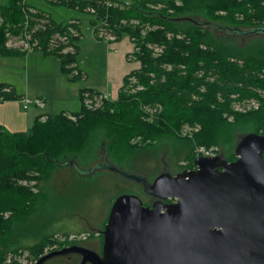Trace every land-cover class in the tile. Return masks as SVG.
<instances>
[{"label": "trees", "instance_id": "1", "mask_svg": "<svg viewBox=\"0 0 264 264\" xmlns=\"http://www.w3.org/2000/svg\"><path fill=\"white\" fill-rule=\"evenodd\" d=\"M45 2L82 14L96 41L127 36L133 46L127 61L139 67L123 77L114 99L82 88L76 112L47 114L43 120L38 114L25 131L0 125V264H21L14 256L23 251L32 264L45 248L67 244L52 235L25 246L15 239L41 202L37 184L71 155L90 161L103 151L121 162L166 140L178 154L171 150L173 163L179 166L183 160L190 167L194 144H214L225 159H233L239 135H264V0ZM66 22L24 0H2L0 57L39 51L57 58L64 73L80 77L73 74L79 26L72 24L73 35ZM217 27L230 36L215 35ZM245 28L257 36L240 45L235 36ZM6 34L26 39L29 50L6 48ZM18 97L10 85L0 83V101ZM249 100L257 102L256 109L234 110V104ZM183 125L197 130L182 138L177 130Z\"/></svg>", "mask_w": 264, "mask_h": 264}, {"label": "water", "instance_id": "2", "mask_svg": "<svg viewBox=\"0 0 264 264\" xmlns=\"http://www.w3.org/2000/svg\"><path fill=\"white\" fill-rule=\"evenodd\" d=\"M234 153L230 162L198 157L191 169L144 180L156 198L150 206L136 195H118L100 255L69 245L32 264L77 251L88 254L79 264H264V135L242 134Z\"/></svg>", "mask_w": 264, "mask_h": 264}, {"label": "rangeland", "instance_id": "3", "mask_svg": "<svg viewBox=\"0 0 264 264\" xmlns=\"http://www.w3.org/2000/svg\"><path fill=\"white\" fill-rule=\"evenodd\" d=\"M24 2L28 6L48 11L54 20L64 19L67 16L63 7L48 5L45 0H24ZM77 25L80 29V50L75 57L74 64L76 68L74 67L73 74L76 76L75 72L81 73L80 77L77 76L78 78H72L68 74L63 73L62 76L65 81H62L59 78L60 74H55L54 70H52L53 66L49 65L51 62L43 58L39 51L30 50L25 53H31L28 63L32 65H27L29 72L27 75L22 73L24 54L0 60L6 63V65H0V78L13 80L16 90L21 88L23 90V87L28 85L29 94H34L33 91L42 92V96L46 99L44 110L37 109L34 105H29L28 111H33L34 113L37 111L39 113L46 112L51 115L61 111L76 112L80 107L79 91L77 92L76 90L78 86L94 88L97 92L100 91L98 92L99 97L113 98L112 93L110 94L109 91V88L112 90V84L108 86V89L106 88L107 62L103 45L94 41L88 25L80 24V21ZM247 29L245 28L241 32V36H235L238 39V44L246 43L252 37H255L254 35L257 36V32L252 33ZM213 32L217 36L224 35L226 38L230 36L229 32L223 28L217 27ZM103 43L106 46L107 43L111 42ZM125 60H128L127 56H125ZM36 71L44 73V75L50 74V76L48 75L49 79L43 78L35 83L33 81L34 75L32 74ZM68 78L70 83L67 84L66 79ZM28 99H32V97H28ZM33 103L40 105L39 102ZM231 120V118L227 117V121L231 122ZM29 124L26 126H30ZM26 126L24 125V127H20L13 132L25 131L28 128ZM179 130H177V134L182 137L184 132L179 133ZM172 145L171 142L163 140L148 147L145 153L140 155V152H137L134 156H127L128 158L125 161L121 160V162H116L103 151L93 161H88L87 158L81 155H77V157L71 155L65 158V160L79 165L77 168L80 167L84 171H78L71 164L58 166L53 169L49 176L37 184L38 188L41 189V202L36 206L35 211H32L30 218L23 223L26 230L22 236H18L15 239V243L21 246L32 245L41 237L52 235L53 238L59 241H66L65 243L75 241L76 245H81L91 250L94 248V250H98V237L95 236V233L105 223L109 207L114 198L122 194H134L141 198L142 185L138 182V177L141 176L144 179L153 178L154 175L160 172L163 163L167 165L170 172L179 168L180 165L173 163L171 150L176 155L178 154L176 150L171 148ZM182 161L180 160L179 163ZM127 174L136 175V177H129ZM86 234H89L86 239L81 240V237ZM53 246L55 245L51 247ZM45 251L48 250L45 249ZM8 257L12 258L13 256L8 253ZM14 258H17L21 264L29 263L27 252L25 251L18 257L14 256ZM79 263L80 260L77 255L68 254L66 257L63 255L52 256L41 264Z\"/></svg>", "mask_w": 264, "mask_h": 264}, {"label": "crops", "instance_id": "4", "mask_svg": "<svg viewBox=\"0 0 264 264\" xmlns=\"http://www.w3.org/2000/svg\"><path fill=\"white\" fill-rule=\"evenodd\" d=\"M63 7V9L66 10V18H61L60 20H55L57 22L59 21H66L69 18H77L80 21V24L82 23L83 25H88V23L86 22L84 16L78 12H76L75 10H72L66 6H61ZM80 32V29H79ZM92 34V33H91ZM93 38V37H92ZM80 39V38H79ZM94 41L97 44H102L103 48H104V52H105V59L107 62V75H106V88L108 89V86H110V84H112V90H110V94L113 96L112 99H114L117 95V91L119 89V87L122 84V79L123 77L130 72L131 70L138 68L139 65L137 62H129L125 60V56L127 53L132 51V44L129 42L128 38L126 36H122L118 41L115 42H111V43H107V45L105 46V43L96 41L94 39ZM77 47H78V51L76 56L79 53L80 50V46H79V40L77 42ZM41 53V52H39ZM31 53H27L24 54V63L22 66V73H26V75L29 73L28 72V66L27 65H32L31 63L29 64V56ZM42 54V53H41ZM12 56H16V55H12ZM43 58L49 60L51 63H49V65H52V70H54L55 74H60V79L62 81H65L64 77L62 76V74L64 73L59 65V61L57 58H55L54 56H49V55H44L42 54ZM75 56V57H76ZM7 57H11V56H5V57H0V60L3 58H7ZM44 60V59H43ZM0 65H6V63H3V61H0ZM9 65H13V64H9ZM35 67V66H34ZM58 71H57V70ZM32 75H34V79L33 81L36 83L37 81L41 80V79H49L50 74L48 75H44V73H38L37 71L35 73H33ZM1 77V76H0ZM69 78L66 79V83H70L69 82ZM54 81V80H53ZM0 83H6L8 85H10L16 94L19 95L18 99H11V100H4V101H0V125L3 126L4 128H6L9 131H16L18 130L20 127H24V125H28V123H32L34 117L38 114H41L42 116L40 117V119H44L45 116L47 115L46 112H42L39 113L37 112H33V111H28V107L29 105H34L35 108L37 109H41L44 110L46 107V99L42 96V92H34V94H29V89H28V85L23 87L20 90H16V88H14L15 83L13 82V80H4L3 78H0ZM82 88L80 86L77 87V92L79 91V89ZM94 89V88H92ZM95 90V89H94ZM18 91V92H17ZM100 92V91H98ZM74 95L75 92H73ZM107 93V92H106ZM28 97H32V99H28ZM23 100H28L30 101L29 104L23 106ZM33 102H39L40 105L35 104ZM68 113V111L66 112ZM30 121V122H29ZM29 124V125H30ZM29 127V126H26ZM15 129V130H13Z\"/></svg>", "mask_w": 264, "mask_h": 264}, {"label": "built area", "instance_id": "5", "mask_svg": "<svg viewBox=\"0 0 264 264\" xmlns=\"http://www.w3.org/2000/svg\"><path fill=\"white\" fill-rule=\"evenodd\" d=\"M105 1L108 2V0H105ZM77 23L78 22L75 19H68L66 22V25L69 26L67 29L73 35H75V30H73L74 28L72 27V24L76 25ZM91 33H92V30H91ZM64 39H65V36H62L61 40H64ZM4 46L8 49L29 50V45H28L26 39H23L19 36L10 35V34H6V40L4 41ZM98 98H100V97H98ZM29 103H30V101L23 100V106H25ZM233 108L237 112H245V111L250 110V109H256L257 108V102H255L254 100L243 101L239 104L238 103L234 104ZM229 118H231V117H229ZM196 130H197V127H194V126L190 127L188 125H183L180 128L179 133L184 132L182 134L183 135L182 137L190 138L192 135L191 132H194ZM218 149H219L218 146H216L214 144L208 145V146L201 145V144H194V146L192 148V157H193V159H197L198 157H213V156L218 155ZM182 164H184V162H182Z\"/></svg>", "mask_w": 264, "mask_h": 264}, {"label": "flooded vegetation", "instance_id": "6", "mask_svg": "<svg viewBox=\"0 0 264 264\" xmlns=\"http://www.w3.org/2000/svg\"><path fill=\"white\" fill-rule=\"evenodd\" d=\"M239 36H241V35H239ZM218 155L221 157V158H223L224 160H226L227 162H230V161H233L235 158H236V156H234V158L233 159H225L223 156H222V154H221V151H220V149H218ZM161 158V157H160ZM94 160V159H93ZM93 160H90V161H93ZM179 163V162H178ZM73 165V166H75L76 168H77V166H79V165H76L75 163L73 164V162H71V161H68V160H63V161H61V162H58L57 163V166H59V167H61V166H64V165ZM179 165H180V167L179 168H177V170H175V171H173V172H170V170H168V167H167V165L165 164V163H163V166L161 167L162 169L160 170V172L159 173H161V172H166V173H168V174H175V173H177V172H180L181 170H183V169H191V168H193L192 167V165L190 166V167H188V166H186L187 164L184 162V164H182V162H180L179 163ZM112 166V165H111ZM112 167H114V166H112ZM81 169V170H80ZM120 169V168H119ZM77 170L78 171H84V169H82V168H77ZM158 173V174H159ZM133 176H135L136 177V175H133ZM156 175H154V177H155ZM134 177V178H135ZM138 177V176H137ZM153 177V178H154ZM153 178H151V179H144L143 177H138V182L139 183H141V185H142V190H141V192H142V197L141 198H139L140 200H141V202H142V204L143 205H147V206H150L155 200H156V198L155 197H153L152 195H150V194H148L146 191H145V189H144V185L146 184V183H144L145 181L146 182H150ZM145 180V181H144ZM134 195V194H133ZM115 199V198H114ZM171 200H169V199H165V200H163V202L164 203H167V202H170ZM111 206V205H110ZM110 208V207H109ZM109 211V210H108ZM106 222V221H105ZM105 224V223H104ZM104 224H103V226H104ZM103 226H102V228L100 229V230H98V232L97 233H95V236L96 237H98V241H97V244L99 245L98 246V250H94L93 248V252H95L97 255H100V252H101V243H102V230H103ZM89 235V234H88ZM87 234L86 235H83L82 237H81V240L82 239H86V237L88 236ZM69 245H75V246H80V247H82V248H86V247H84V246H81V245H76V242L75 241H71V243H69V242H67V244L65 245V246H63V247H66V246H69ZM53 249L52 250H50V251H53V250H57V249H60V248H56L55 246H53L52 247ZM62 248V247H61ZM45 249H49V248H45ZM86 249H88V248H86ZM97 249V248H96ZM89 250H91V249H89ZM47 252H49V250L48 251H45L43 254H45V253H47ZM68 254H75V255H77L78 257H79V260H82V258L84 259V258H86L87 256H88V254H83L81 251H77V252H70V253H65V254H63V256H67ZM86 263H89V262H86ZM90 264V263H89Z\"/></svg>", "mask_w": 264, "mask_h": 264}]
</instances>
